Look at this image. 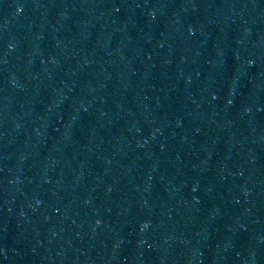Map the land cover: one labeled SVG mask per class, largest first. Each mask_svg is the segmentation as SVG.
Masks as SVG:
<instances>
[{"label": "water", "instance_id": "1", "mask_svg": "<svg viewBox=\"0 0 264 264\" xmlns=\"http://www.w3.org/2000/svg\"><path fill=\"white\" fill-rule=\"evenodd\" d=\"M194 0H0V242Z\"/></svg>", "mask_w": 264, "mask_h": 264}]
</instances>
